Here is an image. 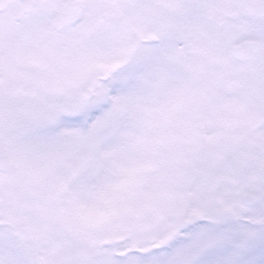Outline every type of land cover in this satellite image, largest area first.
Returning <instances> with one entry per match:
<instances>
[{
	"label": "snow or ice",
	"instance_id": "obj_1",
	"mask_svg": "<svg viewBox=\"0 0 264 264\" xmlns=\"http://www.w3.org/2000/svg\"><path fill=\"white\" fill-rule=\"evenodd\" d=\"M0 264H264V0H0Z\"/></svg>",
	"mask_w": 264,
	"mask_h": 264
}]
</instances>
